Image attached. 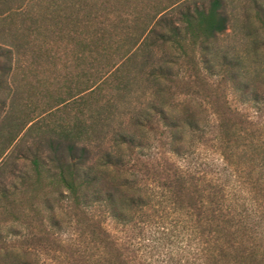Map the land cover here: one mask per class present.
Listing matches in <instances>:
<instances>
[{"label": "trees", "instance_id": "obj_1", "mask_svg": "<svg viewBox=\"0 0 264 264\" xmlns=\"http://www.w3.org/2000/svg\"><path fill=\"white\" fill-rule=\"evenodd\" d=\"M228 2L45 0L10 21L2 138L30 216L0 264H264V64L208 63Z\"/></svg>", "mask_w": 264, "mask_h": 264}, {"label": "rangeland", "instance_id": "obj_2", "mask_svg": "<svg viewBox=\"0 0 264 264\" xmlns=\"http://www.w3.org/2000/svg\"><path fill=\"white\" fill-rule=\"evenodd\" d=\"M43 1L45 2V0H7L6 5H0V47L15 44V36L12 34L14 30H9L10 21L19 19V13H25L27 11H29L30 16L33 15L35 17L38 15V12L32 10V8H36V4ZM257 4L264 6V0H229L228 27L225 33L212 45L217 56H215V53L213 55L210 53L208 55L209 64H222V56L224 55L227 56L229 60L239 62V64H264V27L261 28L257 20ZM153 54V61L151 64H177L167 62L172 55H177V52L168 47L166 49L160 48L159 46L153 47ZM200 56V49L197 48L192 57L193 59H180L178 64H204ZM27 63H29V61L25 62V64ZM40 68L41 67H39V69ZM14 79H16V75L15 78L14 76L8 77L10 84H12ZM140 85L142 88L145 86L147 87V85L142 82H140ZM219 94L222 93L220 92ZM7 97L8 91L4 89L0 98L4 99ZM228 98H233L231 93H228ZM147 103L148 100L145 97H141L137 101L138 107L145 106ZM1 117H3L2 109H0V238L11 241L15 238L17 239V237H13L12 232L14 229H12L11 226L17 224L19 232L24 234L26 232V224H28L24 217H21V220L15 223L12 217L14 213L21 210L28 216H25L27 219L30 216L25 197L23 193H21L24 191V188L17 192H15L13 188L14 184L19 183V176L21 173L28 169V164L23 162L21 157L14 153V143L12 144L10 142L9 130L3 128L4 122H2ZM14 134L11 133L12 137ZM3 135H9L7 141L2 138ZM106 224L107 228L115 232L118 236L125 238L132 236V233L129 231H127V233L119 232L120 229L109 221ZM159 252L161 253H155L154 260H159L164 256L162 255L163 251ZM179 257L181 261L180 264H188V260L191 259V255H186L185 253L180 254Z\"/></svg>", "mask_w": 264, "mask_h": 264}]
</instances>
